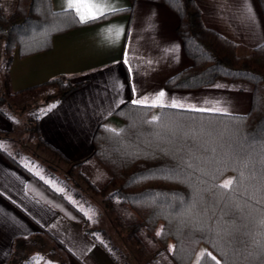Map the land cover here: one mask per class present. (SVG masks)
<instances>
[{
  "label": "trees",
  "instance_id": "1",
  "mask_svg": "<svg viewBox=\"0 0 264 264\" xmlns=\"http://www.w3.org/2000/svg\"><path fill=\"white\" fill-rule=\"evenodd\" d=\"M155 1L179 16L177 32L192 60L190 67L167 80L166 87L187 90L220 79L243 80L251 86V108L238 115L162 107L153 116V106L130 102L112 115L121 126L100 123L93 138L94 156L108 169L115 193L140 224L153 234L161 223L157 239L164 248L174 242V264H192L202 245L206 249L197 264H264V43L246 48L207 28L196 0ZM258 1L264 14V0ZM83 24L74 10H54L51 0H17L11 14L0 6L7 71L16 50L20 57L47 51L56 34ZM48 83L57 86L53 104L82 85L63 76ZM6 84L9 88V76ZM44 111L36 118L38 137L68 161L40 134ZM0 114L8 117L1 107ZM0 151L26 170L6 150ZM29 182L39 199L86 225L84 212L68 199L32 174ZM229 182L228 188L222 187ZM20 245L16 238L5 264H26L29 257L21 256Z\"/></svg>",
  "mask_w": 264,
  "mask_h": 264
},
{
  "label": "crops",
  "instance_id": "2",
  "mask_svg": "<svg viewBox=\"0 0 264 264\" xmlns=\"http://www.w3.org/2000/svg\"><path fill=\"white\" fill-rule=\"evenodd\" d=\"M51 1L54 10L68 9L66 0ZM196 2L207 28L246 48L264 43V14L258 0ZM90 5L105 15L115 13L56 34L47 51L20 57L16 50L8 70L12 92L36 89L60 76L82 83L48 106L39 119L43 140L68 162H89L100 123L114 119L113 113L130 102L153 106L154 111L173 107L249 112L252 91L247 84L234 85L225 79L198 89L166 87L169 78L192 65L177 32L179 16L168 5L155 0H111L107 6H96L93 0H83L73 10L78 7L80 14H95ZM160 92L164 96L157 102ZM12 129L11 119L0 114V141ZM0 149L4 150L2 144ZM29 181V173L0 151V264L9 259L16 238L23 249L37 240L49 242L54 251H58L55 246L61 248L66 254L64 264H118L81 224L34 195Z\"/></svg>",
  "mask_w": 264,
  "mask_h": 264
},
{
  "label": "rangeland",
  "instance_id": "3",
  "mask_svg": "<svg viewBox=\"0 0 264 264\" xmlns=\"http://www.w3.org/2000/svg\"><path fill=\"white\" fill-rule=\"evenodd\" d=\"M16 4L17 0H0L6 14H11ZM7 78L4 44L0 40V96L3 98L0 107L13 123L12 131L5 134V141H0L4 150L28 170L29 175L40 178L82 210L87 217L86 225L71 220L81 224L85 233L89 230L90 234H86L101 243L118 264H174L171 259L174 242L169 241L164 248L157 239L161 223L153 234L140 224L134 211L115 193L117 186L112 182L110 172L94 154L89 162L73 164L40 141L35 130L36 118L48 103H53L56 84L47 83L17 93L8 88ZM227 81L234 85H249L243 80ZM158 113L152 112L153 116ZM109 124L119 127L122 121L114 117ZM34 187L38 188L36 184ZM51 247L45 240L30 241L20 254L29 257L24 258L26 264H64L62 254ZM205 249L204 245L200 246L192 264H197Z\"/></svg>",
  "mask_w": 264,
  "mask_h": 264
},
{
  "label": "snow or ice",
  "instance_id": "4",
  "mask_svg": "<svg viewBox=\"0 0 264 264\" xmlns=\"http://www.w3.org/2000/svg\"><path fill=\"white\" fill-rule=\"evenodd\" d=\"M83 0H66V4L69 10H73V6L75 4H80L82 3ZM111 0H93V4L96 6H107V4H110ZM76 11V13L78 14L79 17V22L80 23H88L97 19H100L102 16L105 15V13L103 12H97L96 8L91 6L89 7V11L93 12L95 14H90V15H84V14H80V8H75L74 9ZM164 96L163 92L159 93V96L157 98V102ZM230 186V182L226 183L224 185H222V187L224 188H228ZM262 223H264V221H262ZM217 264H219V262H217Z\"/></svg>",
  "mask_w": 264,
  "mask_h": 264
}]
</instances>
